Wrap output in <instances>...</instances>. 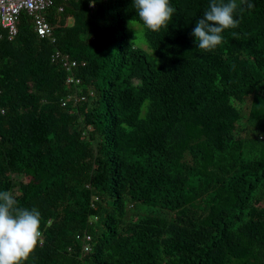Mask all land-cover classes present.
<instances>
[{"label":"trees","instance_id":"obj_1","mask_svg":"<svg viewBox=\"0 0 264 264\" xmlns=\"http://www.w3.org/2000/svg\"><path fill=\"white\" fill-rule=\"evenodd\" d=\"M237 2L211 51L190 35L208 0H170L158 32L132 0H56L54 44L23 12L0 28V189L41 213L25 264H264V0Z\"/></svg>","mask_w":264,"mask_h":264},{"label":"clouds","instance_id":"obj_2","mask_svg":"<svg viewBox=\"0 0 264 264\" xmlns=\"http://www.w3.org/2000/svg\"><path fill=\"white\" fill-rule=\"evenodd\" d=\"M243 0H241V4ZM136 15L148 31L168 27L175 13L170 0H132ZM237 0H208L190 33L195 48L211 51L223 42V32L238 25ZM248 7H252L249 2ZM9 190L0 189V264H25L39 241L41 213L18 207Z\"/></svg>","mask_w":264,"mask_h":264},{"label":"built area","instance_id":"obj_3","mask_svg":"<svg viewBox=\"0 0 264 264\" xmlns=\"http://www.w3.org/2000/svg\"><path fill=\"white\" fill-rule=\"evenodd\" d=\"M56 0H0V28L5 32L7 39L12 40L18 33V23L20 13H25L31 19L33 30L38 38L48 40L51 44L55 43L52 26L47 19V13L54 7ZM66 1V0H61ZM61 12V7L57 8ZM51 61L61 64V67L68 73L72 74L73 69L76 67V62L70 60L67 55L55 50L51 55ZM66 83L77 86L80 82L72 75H68ZM81 92V91H80ZM91 95V94H90ZM69 97L67 100H70ZM84 95H75L73 100L75 102L85 101ZM67 100L62 101L61 105L64 107ZM3 112V111H2ZM96 220V218H94ZM39 237L38 243L42 244V232ZM83 252L90 251L89 242L91 238L89 235H84L82 238Z\"/></svg>","mask_w":264,"mask_h":264},{"label":"rangeland","instance_id":"obj_4","mask_svg":"<svg viewBox=\"0 0 264 264\" xmlns=\"http://www.w3.org/2000/svg\"><path fill=\"white\" fill-rule=\"evenodd\" d=\"M126 27L132 33L136 47L144 50L148 54L149 57H152V55H151L152 53L148 49V47L145 43L143 28L139 24L133 23V22H127ZM243 110L245 113L246 109H243ZM21 180H22V182H31V181H33V178L32 177H23Z\"/></svg>","mask_w":264,"mask_h":264}]
</instances>
